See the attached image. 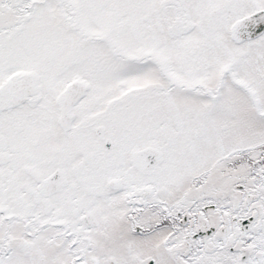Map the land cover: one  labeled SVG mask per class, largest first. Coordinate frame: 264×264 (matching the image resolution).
<instances>
[{"label": "snow or ice", "instance_id": "obj_1", "mask_svg": "<svg viewBox=\"0 0 264 264\" xmlns=\"http://www.w3.org/2000/svg\"><path fill=\"white\" fill-rule=\"evenodd\" d=\"M0 264H264V0H0Z\"/></svg>", "mask_w": 264, "mask_h": 264}]
</instances>
